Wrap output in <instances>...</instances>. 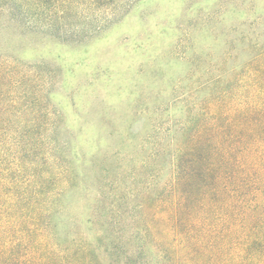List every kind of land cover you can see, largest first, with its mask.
Segmentation results:
<instances>
[{
    "label": "trees",
    "instance_id": "16d2710c",
    "mask_svg": "<svg viewBox=\"0 0 264 264\" xmlns=\"http://www.w3.org/2000/svg\"><path fill=\"white\" fill-rule=\"evenodd\" d=\"M138 1L0 0V20L8 17L1 28L28 23L80 41ZM11 70L0 58V264H103L96 252L109 264H137L130 255L135 246L144 254L150 237L165 264H264V50L227 86L219 87L220 76L197 88L216 86L201 100L187 94L190 115L167 142V161L160 162L155 140L142 171L124 177L129 185L102 178L88 220L97 246L60 222L66 195L81 179L67 157L49 156L45 126L36 122L39 102L22 108L23 93H11Z\"/></svg>",
    "mask_w": 264,
    "mask_h": 264
},
{
    "label": "rangeland",
    "instance_id": "374dc122",
    "mask_svg": "<svg viewBox=\"0 0 264 264\" xmlns=\"http://www.w3.org/2000/svg\"><path fill=\"white\" fill-rule=\"evenodd\" d=\"M3 16L0 58L14 72L11 93H23L22 108L39 102L36 122L45 126L49 156L67 157L81 179L66 195L60 222L95 246L99 233L88 220L102 178L129 185L124 177L142 171L155 140L160 162L167 161V142L190 115L187 94L201 100L216 86L197 88L220 76L219 87L227 86L264 50V0H139L118 22L80 41L56 39L28 23L1 28ZM150 240L144 254L135 246L130 256L137 264H165Z\"/></svg>",
    "mask_w": 264,
    "mask_h": 264
}]
</instances>
